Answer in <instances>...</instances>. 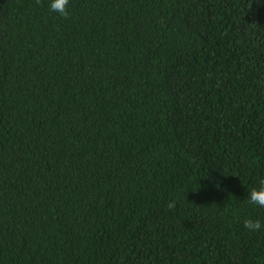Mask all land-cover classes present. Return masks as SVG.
<instances>
[{"label":"trees","instance_id":"obj_1","mask_svg":"<svg viewBox=\"0 0 264 264\" xmlns=\"http://www.w3.org/2000/svg\"><path fill=\"white\" fill-rule=\"evenodd\" d=\"M0 264H264V0H0Z\"/></svg>","mask_w":264,"mask_h":264}]
</instances>
